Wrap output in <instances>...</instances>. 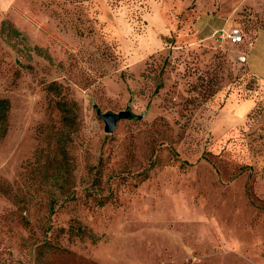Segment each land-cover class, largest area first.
<instances>
[{
    "label": "rangeland",
    "instance_id": "rangeland-1",
    "mask_svg": "<svg viewBox=\"0 0 264 264\" xmlns=\"http://www.w3.org/2000/svg\"><path fill=\"white\" fill-rule=\"evenodd\" d=\"M261 58L264 0H0V264H264Z\"/></svg>",
    "mask_w": 264,
    "mask_h": 264
},
{
    "label": "trees",
    "instance_id": "trees-1",
    "mask_svg": "<svg viewBox=\"0 0 264 264\" xmlns=\"http://www.w3.org/2000/svg\"><path fill=\"white\" fill-rule=\"evenodd\" d=\"M58 106L64 114V121L70 123V107L68 103H59ZM10 111L11 102L8 99H0V138H4L7 135Z\"/></svg>",
    "mask_w": 264,
    "mask_h": 264
},
{
    "label": "built area",
    "instance_id": "built-area-1",
    "mask_svg": "<svg viewBox=\"0 0 264 264\" xmlns=\"http://www.w3.org/2000/svg\"><path fill=\"white\" fill-rule=\"evenodd\" d=\"M217 40L222 44L232 43L239 45L244 43L242 32L239 28H223L216 33Z\"/></svg>",
    "mask_w": 264,
    "mask_h": 264
},
{
    "label": "water",
    "instance_id": "water-1",
    "mask_svg": "<svg viewBox=\"0 0 264 264\" xmlns=\"http://www.w3.org/2000/svg\"><path fill=\"white\" fill-rule=\"evenodd\" d=\"M129 113H121V114H106L102 115L103 120L106 123V132L113 133L117 127V124L120 120L130 117Z\"/></svg>",
    "mask_w": 264,
    "mask_h": 264
},
{
    "label": "crops",
    "instance_id": "crops-1",
    "mask_svg": "<svg viewBox=\"0 0 264 264\" xmlns=\"http://www.w3.org/2000/svg\"><path fill=\"white\" fill-rule=\"evenodd\" d=\"M262 62H264V61H263V58H261V60H260V67L262 66ZM260 77H262V76H260ZM247 105H248V106L251 105L250 102H248Z\"/></svg>",
    "mask_w": 264,
    "mask_h": 264
}]
</instances>
